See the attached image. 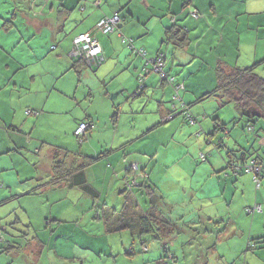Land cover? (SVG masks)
<instances>
[{
    "label": "crops",
    "instance_id": "crops-1",
    "mask_svg": "<svg viewBox=\"0 0 264 264\" xmlns=\"http://www.w3.org/2000/svg\"><path fill=\"white\" fill-rule=\"evenodd\" d=\"M186 1L116 0V8L110 5L113 2L111 0L32 1L29 13L33 12L37 16L41 14L44 22L46 21L44 11L51 2L50 13L55 11L57 15L49 22L51 25L46 26H49L51 38L54 41L57 40L58 33L66 32V34L65 38H62L56 45H52L55 48L50 50L54 51V56L47 52L44 55L34 50L37 55V60L34 62L35 56L29 57L25 54L14 59L9 52L0 47V155L8 153L11 148L16 151L29 150L32 158L45 160L41 169L48 175L43 178H34L30 167L24 182L33 180L41 184L31 192L25 188L21 195H32L41 189L45 192L59 190V184H63L64 199L74 197L80 190L87 198L86 201H100L99 199L104 197L102 193L104 190L100 186H94L89 179L88 169L91 168L92 173L97 172L100 176L101 182L105 170L106 173L111 170L112 174L120 179L121 184L125 185V188L139 189L147 182L149 186L155 188V192L161 198L160 201L175 199L176 196L171 191L178 189L179 180L171 177L170 173L176 169L178 165H175L178 163L166 160L163 155V164L158 171L151 170L150 175H146V167L139 173L141 163L144 164L143 158L156 162L157 166L159 153L156 150H146L147 144L145 143L142 146H136V142L151 137L154 132H163V139L158 141V146L174 141L173 121L166 124L161 123L162 118L171 111L169 100L173 87L162 84L157 76L150 74L145 81V89L139 96L132 98L138 86L136 76L141 72L144 60L136 54L131 55L129 51H124V44L119 41V37L125 36L132 39L133 45L137 49L143 48L147 57L162 53L165 61L164 71L168 77L174 78V84H184L185 89L180 93L183 103L189 106L193 104V96L197 95L196 92H192L193 86L190 81L197 63H208L210 60L215 71L218 63L223 69L231 70L233 66L249 68L264 59V0H192V6L200 13L201 18L197 20L188 16ZM33 7L39 11L34 12ZM115 12L119 15L120 23L118 29L110 33L111 36L107 37V34L95 30L98 21L103 17L112 16ZM70 19L74 20L73 23L69 22ZM152 19L159 21L156 27V40L154 42L145 38L139 40L149 35L148 30L142 29L141 25H146ZM173 25L182 30L189 39L190 43L186 47L179 48L166 39V30ZM84 33H91L102 52L103 62L93 74L86 73L81 67L74 68L66 56L71 49L73 39ZM20 37L25 43L34 39L32 36L25 38L21 35ZM17 43L23 42L18 39ZM28 46L34 48V45ZM208 68L211 70V65ZM260 68L264 71V65ZM260 68L256 70L264 73L260 71ZM261 75L264 77V74ZM87 89H89L88 92H86ZM213 89L202 90L204 91L200 92L202 94L195 96L196 102L203 93H209ZM130 94L131 100L129 99ZM153 103L156 106L151 107ZM148 106L150 110L145 112ZM31 108L39 114L37 113L35 117L26 115L25 110ZM103 116L107 118L102 120ZM148 117L152 120H148ZM82 122L93 125V128L86 133L83 143L80 144L81 148L74 151L71 149L75 147L74 139L76 142L77 140L73 133ZM7 127L13 130V135H8ZM252 128L254 132L255 128ZM263 130L262 123L258 132L254 133L256 144H252L251 152L248 153L242 149L237 153L230 148H240V146L238 144H235V147L229 145L227 138L231 132L226 128L223 132V136L227 132L225 133L226 143L223 138L219 140V144L227 151L224 157L211 154L207 156L209 158L207 165H189L188 172L180 167V172H185L191 181L179 188L181 193L177 196L184 201L194 199L212 201L219 198L225 200L226 191L231 190V185L243 192L252 189L253 181L249 174L243 177L241 173L234 175L230 162H261L264 156ZM193 132L198 133L197 130L194 131L191 128L190 133L193 134ZM216 132L218 131H215V135ZM166 134L171 138L170 140L164 139ZM187 139H190V135ZM24 140L28 144L24 143ZM188 153L181 154L178 159L186 158ZM85 159H90L87 166H85ZM55 162L57 165L54 164ZM61 165L64 169L63 173L61 170H55ZM133 166H136L137 170L132 169ZM80 169L84 173L86 190L79 184L82 182L77 176ZM0 170H2L1 166ZM221 173H224L222 179L220 176L223 174ZM195 175L196 178L193 181ZM133 180L136 185L130 187ZM139 180H142L141 184H138ZM211 181H216V186L211 185ZM18 182L19 180L6 183L7 189L12 188ZM120 182L117 181L119 186H122ZM115 186L112 187V191L117 192L113 198L121 195L123 201H137L138 193L145 195L147 206L141 211L147 212L149 200L143 190L127 192L123 189L119 191ZM261 188L262 185L258 191ZM10 202L0 201V226L3 225L4 230L9 232L7 233L8 245L3 248L7 251L16 249L19 252L22 246L15 243L14 239L17 234H22L19 224L24 225L23 222L26 220L22 221L16 216L14 219L12 210L5 207ZM68 202V210L72 217H75L74 212L77 207L73 201ZM2 206L5 207L3 210ZM21 206L27 214L28 209ZM159 206L165 215L166 211L162 209L163 203ZM225 210L224 214L204 216L203 224L206 229L202 231V234L205 241L199 243V249L187 248L182 264H209L210 261H215V264H264V222L256 215H250V220L246 217H243L244 220H239L237 217L232 218L230 210L228 208ZM103 211L109 212L106 207ZM54 218L59 222H62L63 218L66 219L60 215ZM29 219L28 226L24 228L32 227ZM73 219H78V216ZM210 221H213V224ZM171 225L172 232L165 237L163 242L170 243L173 240L169 247L166 246V250L176 256V243L180 241L182 246L188 240L186 238V242L181 241L179 235L182 230L180 231L173 222ZM104 230L106 231L105 226ZM131 234L139 235L137 232ZM187 234L194 237L199 232L193 231ZM151 237L160 241L153 235ZM31 239L34 244L28 246L27 249L37 248V254L40 255L45 244L36 237ZM258 240L262 244L258 245ZM251 242L256 243V248L247 250ZM190 252H195L193 257L188 255ZM64 263L68 261L62 264Z\"/></svg>",
    "mask_w": 264,
    "mask_h": 264
},
{
    "label": "rangeland",
    "instance_id": "rangeland-1",
    "mask_svg": "<svg viewBox=\"0 0 264 264\" xmlns=\"http://www.w3.org/2000/svg\"><path fill=\"white\" fill-rule=\"evenodd\" d=\"M32 1L33 0H0V47L4 49V51L9 52L14 59L25 54L29 57L35 56L33 59L34 62L37 60V55L34 53V50H38V52H42L44 55H46L47 52V54L54 56V51L51 50L55 47L52 45H56L62 38H65L66 32L58 33L56 35L57 40L54 41L51 38L49 26H46L50 24L49 22L51 19L57 15L55 11L50 13L51 2L44 11V17L46 19L44 22L42 21L43 17L41 14L37 16L33 14V12L29 13ZM111 1L113 2H111L110 5L115 7L116 0ZM103 5L104 4H102V6ZM33 10L34 12L39 11L35 7H33ZM73 21V19L69 20L70 23H73ZM158 24V20L152 19L150 22H147L146 25H141L142 29L148 30L149 35L139 40L145 38L154 42L156 40L155 34ZM27 33L29 35H27ZM21 35L23 37L25 36V38L32 36L34 39L29 43H25L20 37ZM106 36H111V34H107ZM123 38L129 39L125 36H123ZM18 39L23 43H17ZM119 41H122V37H119ZM28 45H34V48H29ZM124 51H129L131 55H134L127 45H124ZM210 65L212 67L211 70L208 68ZM9 68L10 66L8 67V71ZM262 70L263 68H260V71ZM85 71L88 74H93L89 69ZM193 71L194 75L191 77L190 81L193 86L192 92H196L195 94H197L195 96L202 94L200 92H204V89L211 90L215 87L216 79L214 65L210 63V60L208 63H197ZM256 72L263 77L261 74L264 73H260L259 71ZM154 76L157 75L154 74ZM88 90L89 89H87L86 92H88ZM181 93H178L179 99H182ZM205 94L206 93H203V95ZM195 96H193V104L189 108L190 114L197 121L194 126L188 124L182 114L178 116L180 105L183 101H175L174 93H172L169 100V107L170 110L175 111L173 117H176L171 120L174 125L172 129H175L173 134L174 141L166 143L164 146H158V141L163 139V132H154L151 137L136 142V146H142V144L145 143L147 144L146 150H156L159 153L157 166L156 162L143 158L144 161L142 162L144 164L141 163L139 173L146 167V175H150L151 170L158 171L163 164V155H165L166 160H173L178 163L175 165H178L176 169L170 173L171 177L178 178L179 180L177 184L178 189L171 191L176 197L173 201H162V209L166 211V218L169 221L171 220L174 225H177L180 231L182 230V233L179 235L181 241L186 238L188 240L187 242L185 240L186 243L182 246L180 241L176 243V256H173L168 250L162 248V245L165 243L167 244L166 246L169 247V245L173 243V240L170 241V243H164L163 241L154 240L150 234L132 235L128 230L108 233L104 230L103 223L97 218L101 216L103 219V208L106 207L107 210H120L124 203L121 195H116L115 198H113V195L116 194L117 191H112V187L116 185L115 188L119 191H123V189L127 192L136 190V188H125V185L121 184L120 179L114 176L111 170H109L108 173H106L105 170L101 182V178L97 172L92 173L90 170L91 168L88 169L89 179L94 183V186H100V188L104 190V192H102L104 193V197L99 199L100 201H86L87 198L80 190H78V193L75 194L74 197L71 196L70 199H64L63 184H59V190L56 189L55 191L45 192L44 189H41L37 190L36 193L32 195H21L25 188L29 189L31 192L37 185L41 184L33 180L24 182L30 167L33 170L34 178L38 179L48 176L47 173L41 169L45 160L43 158H32L29 150L16 151L11 148L8 153L0 155V166L2 169L0 170V201H11L5 207L12 210L11 213L14 219L16 216L22 221L26 220V222H23L24 225L19 224L22 234H17L14 239V241H16L15 243L20 245V247L22 246L19 252L16 249L12 251L4 250L3 247L8 245L7 235L9 232L4 230L3 225L0 226V264H62L65 261H73L72 264H182L183 256L186 255V249H199V243L205 241L204 235L202 234V231L206 229V226L203 224L204 216L224 214L226 212L225 208H228L232 214V218L237 217L239 220H244L243 217H246L250 220L251 216L247 215L245 212L246 207L252 208L255 204H261L262 213H257L255 215L259 216V219L264 222V176L261 179V190H256L253 182L252 189L250 188L244 192L240 189H235L233 185H231V190L226 191L225 200L219 198L212 201H197L195 199L192 201H184L177 196L181 193L179 188L185 186L188 181H191V178H188L185 172H180V167L188 172L189 165H207L209 162L208 157L211 154L224 157L227 152L226 149L219 144L221 138H223L224 143H226L225 139L227 137L225 138V133L227 132L224 133V136L221 131L216 132L215 135L216 129L222 130L221 127L223 126V128L230 130L231 135L227 138V140H229V145L235 147V144H238L240 146V148L235 147L230 148V150L238 153L239 150L244 149L249 153L253 150L252 144H256L254 133L258 132L262 123L264 125L263 121H256L254 124H249L246 117L241 116L237 112L234 104L227 103L217 92H212L210 96H207L206 99L199 102H196ZM129 99L131 100V94L129 95ZM152 106H156V104L153 103L151 107ZM149 110L150 106L145 109V112H149ZM69 116L73 118L72 115ZM106 118V116H103L102 120ZM148 120H152V118L148 117ZM249 126L255 128L254 132L248 131ZM7 128L8 135H13V130L9 127ZM191 128H193L194 131H201V134L194 132L191 134ZM188 135H190V139H187ZM211 135L212 137H210ZM164 139L170 140L171 138L166 134ZM23 142L28 144L25 140ZM74 144L75 147L71 150L76 151L81 148V145H79V142H76L75 139ZM254 149L256 148L254 147ZM186 152H189L186 158L182 160L178 159V156ZM201 155L206 156L207 159L202 161ZM231 155L233 154L231 153ZM231 158L234 159L232 156ZM243 163H246V161H237L236 164L242 165ZM103 169H105V167H103ZM221 174H223L220 176L222 179L224 173ZM240 175L243 177L247 176L248 173L244 175L241 173ZM249 177L252 181L253 176L249 174ZM142 178L145 177L142 176ZM195 178L196 175L193 181H195ZM18 180L19 182L17 184L7 189L6 183ZM117 181L120 182L122 186H119ZM141 183L142 180H139L138 184ZM210 183L216 186V181H211ZM67 195L68 192L66 193V196ZM14 196L17 197L14 198ZM59 201L65 202L61 203ZM68 201H73L76 205L77 208L74 213L75 217L78 216V219H73L75 217H72L71 212L68 210ZM136 202L140 207L139 211L146 209L147 198L145 195L138 193ZM20 204L28 209L27 214L24 213L25 209L22 210L23 207ZM83 205L85 207H83ZM5 207L2 206V210ZM58 215L64 216L66 219L63 218L62 222H59L54 218V216ZM28 219L32 227L24 228L28 226ZM47 222H49V224H47ZM210 223L213 224V221H210ZM193 231H198L199 234L190 237L187 233L191 234ZM32 236L38 238L45 244L43 252L40 255L37 254V248L27 249L28 246H33L32 244H34L31 239L33 238ZM183 248H185V251H183ZM194 253L195 252H190L188 255L193 257ZM215 263V261H210L209 264Z\"/></svg>",
    "mask_w": 264,
    "mask_h": 264
},
{
    "label": "trees",
    "instance_id": "trees-1",
    "mask_svg": "<svg viewBox=\"0 0 264 264\" xmlns=\"http://www.w3.org/2000/svg\"><path fill=\"white\" fill-rule=\"evenodd\" d=\"M186 2H187L186 8H187L188 16L193 20H197V19L201 18L200 13L192 6L193 1L187 0ZM195 13H196V16H194ZM119 23H120V21H119ZM117 29H118V26L116 27V30ZM165 35H166V39L168 41L172 42L173 44H175L179 48L186 47V45L188 43H190L189 39L182 32V30L176 28L174 25L170 29L166 30ZM125 44H127L128 47L130 44L133 47V49H135L136 51H139V50L144 51L145 56L147 57L146 51L143 48H138V49L135 48V46L133 45L132 39H130V38L126 39L124 42V45ZM71 46H72V44H71ZM134 54H136V53H134ZM160 54H162V53H160ZM66 56H67L68 61L72 64V66L74 68H78V67L80 68L81 67L84 70L89 69L90 72H92V73L95 70L97 71V69H98V67H92V66L90 68L85 63H83L82 61L73 62L68 57V55H66ZM102 62L103 61L101 60L100 64ZM263 65H264V59L254 63L249 68H240L237 66H233V67H231V70H225L221 67V65L219 63L217 64V66L215 68L214 74H215L216 84H215V87H214L212 92L219 93L220 96L227 103H233L237 112L241 116L246 117V120L249 124H254V122H256V121H263L264 122V79L261 76H259L256 72L257 71L256 69L262 67ZM184 89H185V87L183 84V90ZM212 92L206 93L205 95L201 96L200 99L198 100V102L206 99L207 96H210ZM185 105L188 108H190L189 105H187V104H185ZM28 110L31 111L32 115L26 114V111H28ZM37 113H38V111H36L32 108L25 110V114L28 116L35 117V116H37ZM181 114L183 115V113H181ZM181 114H179V115H181ZM82 123H85V122H82ZM250 127L251 126H249V128ZM221 129L222 130L216 129V131H222V132L225 131V128H223V126L221 127ZM248 131L252 132L249 129H248ZM86 133H85V135H86ZM73 135H74V133H73ZM85 135H84V137H85ZM74 137L76 138V140L79 142V145H80L81 143H80L79 139L75 135H74ZM262 159H261V161H262ZM89 161H90V159L84 160V162L86 163L85 166H87L89 164ZM54 164L57 165L56 162ZM55 170H61L62 173L64 171L62 165L60 167L57 166ZM77 176L82 181L79 184H81L82 188H84L86 190L87 185L85 184V186H84V183H85L84 173L81 171V169L79 170V174H77ZM261 176H264V174H261ZM262 178L263 177H261V179ZM260 183H261V180H260ZM136 190H143L145 192V194L147 195L148 200H149L147 212L146 211L142 212L143 210L139 211L140 208H139L138 204L136 203V201L127 200V201H124L123 206L120 210H116V209L109 210V212H108L109 214L102 210L103 219L101 216H98L97 218L99 220L103 221L106 232H108V233H114V232H119L122 230H128L131 233L137 232L139 234H150V235H153L158 240H160L161 242L164 241L165 237H167L169 234H171L172 225H171V220L169 221L166 218V216L164 215V212L160 209L159 204L162 203V201H160L161 198H160L159 194H157L155 192V188L153 186H149L147 184V182H145L139 189H136ZM255 205H257V204H255ZM252 208H246L245 212L247 209H252ZM257 213H262V208H261L260 212H257V211H254L251 213L246 212L247 215H251V216H253ZM260 240H262V239H260ZM257 243H258V245L262 244V243H260L259 240L257 241ZM163 246H166V245L164 244ZM254 248H256L255 242H251V244L250 245L248 244V246H247V250H249V249L252 250ZM72 263H73V261H68V263H64V264H72Z\"/></svg>",
    "mask_w": 264,
    "mask_h": 264
},
{
    "label": "built area",
    "instance_id": "built-area-1",
    "mask_svg": "<svg viewBox=\"0 0 264 264\" xmlns=\"http://www.w3.org/2000/svg\"><path fill=\"white\" fill-rule=\"evenodd\" d=\"M194 16H196V13L194 14ZM119 21H120L119 16L115 12L111 17H103L100 21H98L95 25V30L103 34L113 33L116 30ZM125 40L126 39L122 37L121 42L124 44ZM129 49L132 52L136 53L138 56L142 57L144 60V65L141 69V72L136 77L138 86L136 91L133 93L132 98L140 95L142 91L145 89L146 77H148V75L150 74H156L162 83H165L173 87L174 100L182 101L181 98L179 99L178 93L183 91V84L182 83L174 84V78L167 76L166 72L164 71L165 61L163 54H159L154 57H146L144 51L142 50L136 51L135 49H133V47L130 44H129ZM68 57L73 62L82 61L90 68L91 66L99 67L101 60L103 61L100 47L96 39L91 35V33L80 34L73 39L71 50L68 53ZM179 111L180 112L178 113V115L183 113L184 117L188 121V124L194 126L197 123L196 119L190 114L189 108L184 103L180 105ZM26 114L32 115L30 110L26 111ZM174 114L175 111L171 110L168 115L162 118L161 123L171 121L174 118L173 117ZM92 128H93L92 125H88L87 123H81L74 131V135L79 139L80 143H82L85 133ZM248 129L252 131L251 127ZM197 132H198L197 134H201V131H197ZM200 157L202 161L206 160V156L201 155ZM231 168L233 170L234 175H239L240 173L251 174L253 176L252 181L254 183L255 189L258 190L260 188L261 174L264 173V161L261 162L251 161V162L243 163L242 165L231 164ZM132 169L137 170V167L133 166ZM135 185L136 182L135 180H133L131 182L130 187ZM254 211L260 212L261 206L255 205L252 209L246 210L247 213H251ZM163 245L162 248L166 249L167 247Z\"/></svg>",
    "mask_w": 264,
    "mask_h": 264
},
{
    "label": "water",
    "instance_id": "water-1",
    "mask_svg": "<svg viewBox=\"0 0 264 264\" xmlns=\"http://www.w3.org/2000/svg\"><path fill=\"white\" fill-rule=\"evenodd\" d=\"M139 96V95H138ZM168 122H170V121H167V122H163L162 124H166V123H168ZM252 128V127H251ZM252 131H253V128H252ZM262 161H264V156H263V159H262ZM236 164L235 162H230V164ZM264 174V173H263ZM261 177H263V176H261Z\"/></svg>",
    "mask_w": 264,
    "mask_h": 264
},
{
    "label": "bare ground",
    "instance_id": "bare-ground-1",
    "mask_svg": "<svg viewBox=\"0 0 264 264\" xmlns=\"http://www.w3.org/2000/svg\"><path fill=\"white\" fill-rule=\"evenodd\" d=\"M89 125H90V124H89ZM250 244H251V243H250ZM250 244H249V245H250Z\"/></svg>",
    "mask_w": 264,
    "mask_h": 264
}]
</instances>
